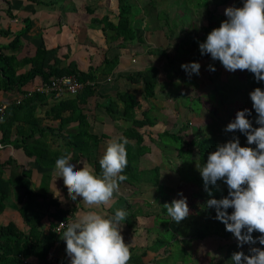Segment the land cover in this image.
Returning <instances> with one entry per match:
<instances>
[{
    "label": "trees",
    "instance_id": "trees-1",
    "mask_svg": "<svg viewBox=\"0 0 264 264\" xmlns=\"http://www.w3.org/2000/svg\"><path fill=\"white\" fill-rule=\"evenodd\" d=\"M128 1L129 0H118V11L117 14L112 18L105 14L102 17H93L91 19L92 22L101 24L102 33L106 37V40L115 42L116 47L122 49L125 48L127 44L134 41H139L141 43L143 41L141 36L142 32H144L146 29L150 30L151 25H142V22L146 17L143 16V12L145 11V14L152 15L153 20L150 22L152 23V26L155 24L154 29H165L164 34L168 41L166 47H150L148 49V53L159 57H166L164 61L170 64L172 59L168 56V51L170 52L171 46L174 47V51L175 48L179 49V46H181L183 42L185 43L184 49L187 50L186 53L192 55V60H198L201 57L211 58L210 55L201 54L199 44L206 41L208 34L213 29H215L216 22L214 19L216 17L221 19L223 15L219 13L217 15L212 13L208 9L210 2L216 7L227 5L229 2H231V7H242L244 2V0H199L196 3H192V6L195 5V7L198 9V13L200 10H204L205 20H202L201 24H199L200 27L198 26V29L202 31V34H199L198 31H192L190 33L191 35L189 36V41L184 33L182 36H177V33L174 31V29L170 28V23L167 20L170 16L169 11L154 6V0H149V3H145L148 0H144V2H142V0H132L133 3ZM136 3L140 4L136 5ZM149 4L151 6L148 8L150 11L141 10V8L146 9L145 7H147V5L149 6ZM141 5L144 7H141ZM171 5L176 6L178 10H181L182 7H185L184 2L181 3V0H173L169 6ZM85 8L87 13L90 14L93 13L95 9L90 5H87ZM161 11L163 12V19L160 21L158 20V14H160L159 12ZM141 14L142 16H140ZM175 15H178L179 17L178 12H175ZM154 20H157V22ZM180 24L182 25L183 23L181 22L179 25ZM29 29L30 23L29 20H26L23 30L15 34L6 48L16 47L19 44L20 36L28 32ZM0 34H8V31L5 29H0ZM172 40L175 41L172 42ZM57 50V47L46 48L43 41L42 46L37 47L35 49V53L32 56L23 57L20 62L17 61L16 56L13 54L8 55L0 51V88L4 91H20L23 93L27 90V88L23 90L24 86L28 85V83L34 80L35 77H40L41 82L44 85L49 83V81L56 76L69 74L75 75L81 81L87 80L90 82L89 84L84 85V88L78 94L71 95L73 97L66 99H63L65 95L60 96V98L54 96L52 93L40 92H34L31 96H23L22 102L19 104H12L9 108H7L3 119L0 120V131L2 133L0 142L2 143V147H4V145L13 144V146L16 148H22L28 157L33 158L32 161L34 164L43 170L41 174L44 176V178L49 176L47 169L52 168L58 158L68 153L72 154V161H76L78 156H86L88 160L90 159L95 173L100 175L102 174V170L99 164L100 159L97 158V148L98 141L104 138L105 135L104 133L90 132L85 115H83L81 113L82 111L77 109V106L75 105V101L77 99H79L81 102H84L85 99L95 94L96 68L90 66L88 71H80L77 68L76 63L73 61H70L68 64L63 66L62 59L57 56ZM118 57L119 52H115L112 57H105L102 68L104 73L113 70V67L117 63ZM25 63H31V67L24 72H18L19 66L21 67ZM218 64H220L219 61H211L210 63V65L215 67V69ZM158 72L159 68L157 65L149 64L144 69H139L135 73L130 71L129 73H126L122 76H124V78L129 80L131 83H140L141 97L144 100H149L157 96L156 89L158 86ZM229 80L230 83L226 87L232 89L231 91L233 92V99L230 103L233 102L234 106L236 105V108L233 111L232 119H235L238 111L249 109L251 110V115L247 118L252 122L253 127H259L260 125L256 124L257 113L252 106L250 93L257 87L264 90V81L257 82L254 74L247 70L238 71L236 74H231L229 76ZM231 86H233V88H231ZM47 95L59 100V103L52 108L60 121L57 129L58 132L56 133L54 132L55 128L41 127L37 122V118H34L33 110L35 109L36 103L39 101L42 102V100L46 101ZM117 96L118 99L122 101V110L120 111L118 108H116L117 106H115L114 103L107 105L106 108L110 109L108 114L113 120L116 117L122 118L123 120L129 122L128 125L122 129L121 136L117 137V139L123 137L127 138L128 140V144L126 146L128 153V164L125 171L122 173L126 175L128 179L121 182L120 184H127L137 188V185L144 182V185L147 184V186H143L145 191L147 188H150V186L157 185L161 179V156H166L165 159L167 162H170L172 158H177L180 160L179 164H177V171H179L181 168L184 171V169L187 168V171L185 172L186 175H182L181 178H185L188 181L198 183L200 185V188L197 190L190 188L189 191L190 218L195 221H189L188 225L190 226L191 223H195L197 226L193 230L191 236H189L190 232H188L185 234V237L190 238L189 240H191L193 237L196 238V240L203 239L209 235H216L220 239H228L233 237L234 234L226 230L225 224L216 219L215 208L207 207V201L209 199H222L228 195L227 185L223 181H218L217 185L215 186L209 185V188L212 192V195L210 196L205 190L204 181L197 169V164L203 166V164L207 162L208 155L216 151L218 145L226 143L230 140H234L237 137L240 140L241 146L255 147V145H248L247 137L239 131L227 132L222 130L220 134L217 133V136L195 135L190 140H188L185 133H182V131L171 132L170 130H164L157 133L156 138H149V140L154 143L155 146L160 149V151L162 149L160 163H157L153 167H146V165L140 167L139 161L141 157H143L146 153L149 154V152H151L150 146L143 143L145 135L149 134L145 131L141 132L140 129L144 128L145 126H154L158 120V117L155 115H150V107L146 110H142V104L135 93L122 91L119 92ZM165 96L166 98H171L170 89L166 92ZM236 97L240 101L236 100ZM187 108L191 111H194V109L190 106H187ZM67 110H69L70 113L67 116H64L63 114ZM137 111L140 113V116H138ZM18 115H22L21 118L24 121L26 120L25 122L29 124V127L27 129L24 127L19 128L16 125L15 133H12L13 125ZM72 119L79 121L78 128L66 132V136L64 137L65 142L60 143L57 148L52 147V145L47 142L49 134L53 133L56 136V134L62 131L63 126ZM186 127L187 124H183L182 130H184ZM13 135L14 138H12ZM163 138L169 139V143H165ZM193 148L197 153L195 158L192 157ZM167 149L169 150L168 154H166ZM13 161V158H9L5 162L0 163V168L2 169L6 165L11 164ZM44 178L43 181H45ZM17 185L22 189V196L19 200L13 202L15 209L18 210L24 221L29 225V231L24 233L23 231L19 230L13 222H9L7 225H0V245L4 244L3 241H5V244H7V247L4 246V248L0 251V264H21L24 257H28L33 253L35 254L34 251L39 247L40 244H43V246L46 247L51 246L50 242L53 243L57 237L54 230L57 222L75 219L71 209L61 207L59 201L56 198H53L50 194L41 193L35 188L31 177V169L27 168L21 171ZM11 190L12 184L10 180L2 178L0 173V213L8 204L7 199L9 196H12ZM135 190L136 189H133V191ZM122 198H124L126 204L130 205L127 198ZM162 202H164V200ZM163 209L166 210L165 207ZM124 210L126 211V207H124ZM141 210L146 216H154V212H156V215L161 214L160 209H155L154 212L149 211L148 209ZM232 211L233 209H228L229 214H231ZM131 213L132 214L128 215L127 219L123 221L125 226L127 225L129 227L134 226L135 224L137 225L135 217L137 213ZM165 213L166 212L162 214ZM44 216H48L49 218L53 219V222H51L47 232L40 231L37 228L40 219H42ZM132 219L134 220V223L132 222ZM158 219H160V217H158ZM163 220L164 222L162 220H159L160 222L154 220V226L157 224H165V231H169L168 223L170 222V219ZM198 220L201 221L199 222V226ZM147 232L149 233L150 229H148ZM176 233L177 232H171L170 234L174 235L176 238ZM252 235L255 238L261 234L254 232ZM3 236L4 238H2ZM140 238L142 237H139V239ZM9 239L10 242L6 243ZM252 247H260L264 249V245H260L259 243L254 245L245 244V247L242 251L248 255L250 254L249 249ZM129 248L132 255L128 264H144L145 261L142 260L143 256H149L148 261H153L155 264H172V262L170 263V261H172L171 258L173 257L170 241H167L161 235L157 236L150 246H145L143 251L137 255L134 253L135 246L129 245ZM183 254H188L185 248H183ZM46 255L47 253L43 255V260H45ZM201 258L202 257H197L195 259V264H199L200 262L198 261L203 260ZM206 260L208 261L207 263L210 264H223L222 261H213L212 257L208 258V256ZM64 262L65 260L58 261V259L55 260L54 263L50 260H46V264H64ZM176 262L177 260L174 261V264ZM231 264H233L232 260Z\"/></svg>",
    "mask_w": 264,
    "mask_h": 264
},
{
    "label": "crops",
    "instance_id": "crops-1",
    "mask_svg": "<svg viewBox=\"0 0 264 264\" xmlns=\"http://www.w3.org/2000/svg\"><path fill=\"white\" fill-rule=\"evenodd\" d=\"M87 5L95 8L93 13H87L85 8ZM117 11L118 0H0V29L8 31V34H0L1 52L8 55L13 54L16 56L17 61L20 62L23 57L32 56L35 53V49L41 47L44 41L46 48L57 47V56L62 59L63 66L70 61H73L76 63L77 68L80 71H88L90 66L96 68L95 94L85 99L84 102L77 99L75 105L77 106V109H80L82 111L81 113L85 115L89 131L104 133L105 135L104 138L98 141V159H101L104 155L109 141L121 136L122 129L129 123L122 118L115 117L113 120L108 114L110 109L106 108L107 105L114 103V105L117 106L116 108L121 111L122 101L118 99L117 95L122 91L135 93L138 99L141 97V84L131 83L122 75L129 73L130 71L135 73L139 69H144L149 64H155L158 56L149 54L147 50L148 47H156L155 41L160 43L157 46L166 47L168 44V41L166 42V39L163 38V30L159 29L156 32L155 29L150 30L151 33L149 34L145 32L146 36L144 38H147L145 41L142 36L143 41L141 43L139 41H134L127 44L125 48H117L115 42L106 40V37L102 33L101 24L94 23L91 20L93 17H102L105 14L112 18L117 14ZM140 16H142V14ZM26 20H29L30 23V29L28 32L20 36L19 44L16 47L6 48L15 34L23 30ZM163 42L166 43L164 44ZM115 52H119L116 65L113 67L112 71L104 73L102 68L105 57H112ZM159 58L160 57L157 59ZM155 65L159 68L156 95L158 96L163 93L166 98L165 93L169 91V88L167 89V85H162V83H160V80L163 79L164 71L162 70L164 69H162L157 62ZM30 67L31 63H25L23 66H19L18 72H24ZM40 83H42L40 77H35L34 80L28 83V85L24 86L23 90L26 88L29 89ZM21 93L22 92L20 91H4L0 88V100L7 101L9 103V108L12 104H15V98L20 96ZM69 97L73 96L66 94L63 99ZM139 100L142 104V110H146L150 107V105L148 106V100H144L142 97ZM150 100L152 103L156 101L155 98H151ZM143 101L147 102L146 109L143 108ZM58 103V99L47 95L46 101L42 100V102H37L35 109L33 110L34 118H37L38 124L41 127L55 128V133L58 132L57 129L60 121L52 108ZM156 104L158 103H155V106ZM159 109L162 115H166L165 112L161 110L164 109L163 107ZM156 111L154 112L155 116L157 115ZM69 113L70 111L67 110L63 115L67 116ZM137 114L140 116L138 111ZM21 117L22 115H18L15 120L12 133H15L16 125L19 128L24 127L27 129L29 127V124L25 122L26 120L24 121ZM157 117L159 116L157 115ZM163 122L164 120L161 122L158 118L154 126H145L140 129L141 132L145 131L149 134L145 135L144 144L150 146L149 138H154L152 128L156 125H162ZM78 126V120H70L63 126L62 131L64 132L61 131L56 134V136L55 134L50 133L47 142H49L52 147L57 148L60 143L65 142L64 137L66 136V132L75 130ZM1 135L2 133L0 131V137ZM12 138H14V135ZM146 155H148V153H146ZM9 158H13L14 161L2 169L0 168V173L2 178L10 180L12 184V196H9L7 199L8 204L0 213V215H2L0 225H7L9 222H13L14 225L24 233L29 231V225L24 221L18 210L15 209L13 202L19 200L22 196V189L17 185V181L23 169H31V177L35 188L41 193H47L53 198H56L61 207L71 209L74 218L78 214H83L89 210L97 211L106 218L113 216L115 214V211L112 210L113 206L118 203V200L120 201L122 197L127 198L135 204H140V201L144 202V199H141L140 194H134L136 191H133V189L137 190L136 187L127 184H120V192L114 194L109 205L89 208L83 203L81 198L72 201L68 197L67 188L64 185L63 178L57 179L54 175L55 164L52 168L47 169L49 176L44 178L41 174L43 170L34 164L32 161L33 158L28 157L22 148H16L13 144L0 147V163L5 162ZM146 159L148 158L141 157V163L149 161V159ZM80 161H86L88 166L93 168L90 159L88 160L86 156H78V159L76 161H71V163L76 164L78 168H82L83 164L79 163ZM43 178L45 181H43ZM129 192H132L131 195L128 194ZM70 220L74 219H69L67 222ZM154 220L153 215H144L141 218L136 219L137 225L135 224L134 226L128 227L127 225L125 226L123 222L120 224L119 227L122 231L125 242L128 243V245L135 246L134 253L136 255L141 253L145 246H150L155 240V234L147 232L151 227H155ZM51 222H53V219L44 216L39 221L37 226L38 230L47 232ZM56 236L57 237L53 243L50 242L51 246L46 247L43 246V244H40L38 247L39 249L37 248L34 251L35 254L33 253L28 257H24L21 264H46V260H50L54 263L57 259L58 261L65 260L64 264H69L70 258L66 253V243L60 239L59 233L56 232ZM139 237L142 238L139 239ZM2 238H4V236ZM3 242L4 244L0 245V251L4 246L7 247L5 241ZM9 242L10 239L6 243ZM46 253L45 260H43V255ZM148 257L149 256L142 257V260L145 261L144 264H155L153 261H148Z\"/></svg>",
    "mask_w": 264,
    "mask_h": 264
},
{
    "label": "clouds",
    "instance_id": "clouds-1",
    "mask_svg": "<svg viewBox=\"0 0 264 264\" xmlns=\"http://www.w3.org/2000/svg\"><path fill=\"white\" fill-rule=\"evenodd\" d=\"M227 19L213 29L206 41L199 44L202 55H210L229 72L249 71L257 82L264 81V0H244L242 7L225 10ZM181 68L191 77L199 75L198 62L182 64ZM210 71L215 67L209 65ZM252 106L257 113L256 124L247 118L251 110L238 111L235 119L225 129L239 131L247 137L248 145L241 146L239 138L217 146L207 162L197 169L204 181L205 190L212 195L209 185L223 181L228 195L222 199H209L208 208H215L216 219L225 224L226 230L234 234L238 246L245 244L264 245V90L257 87L250 93ZM127 138L109 141L99 160L102 174L80 161L82 168L71 163L68 153L55 161L54 175L63 178L68 197L72 201L81 198L89 208L107 206L114 194L120 192V183L128 177L122 174L128 164ZM183 197V193H179ZM167 214L176 223L184 220L190 209L187 198L175 199L165 204ZM228 209H233L229 214ZM128 212L117 209L110 217L89 210L78 214L66 225L61 223L60 239L66 243L69 264H128L131 251L120 229ZM261 235L253 237V233ZM250 254L243 251L232 255L233 264H264V249L252 247Z\"/></svg>",
    "mask_w": 264,
    "mask_h": 264
},
{
    "label": "rangeland",
    "instance_id": "rangeland-1",
    "mask_svg": "<svg viewBox=\"0 0 264 264\" xmlns=\"http://www.w3.org/2000/svg\"><path fill=\"white\" fill-rule=\"evenodd\" d=\"M140 1V0H138ZM173 0H154L153 5L165 9L169 11V18L167 19L170 23V28L174 29V31L177 33L176 35L182 36L184 33L186 35V38L190 41L189 36L192 31H198V33L202 34V31L198 29L199 24H201L202 20H205V13L204 10H200L198 13V9L195 7V5L192 6V3H196L199 0H181V3L184 2V6L181 10H178V8L174 5L169 6L172 3ZM128 2L133 3L132 0H129ZM144 2V0H142ZM145 3H149V0ZM236 3V1H235ZM140 3H136L138 5ZM169 4V5H168ZM141 7H144L141 5ZM149 6L145 7L146 10L150 11L148 8ZM188 7V8H186ZM231 7V2L227 5L216 7L213 3L210 2L208 9L214 13V14H222L223 17L221 19L215 18L214 21L216 22V27L218 28L223 21L227 19L225 15V10L227 8ZM153 8V7H152ZM178 10V11H177ZM175 12H178V15H175ZM159 19H163V12H159ZM181 14V15H180ZM183 14V15H182ZM145 14V11L143 12V16L145 17V20H143L142 25H151L150 30H155V24L152 26V23L150 22L152 19V15ZM155 21V20H154ZM157 22V20L155 21ZM183 23L182 25L179 23ZM158 24V23H157ZM150 30H144L142 32L141 36L143 38L146 36L145 32L147 34L151 33ZM159 30V28H156V32ZM165 30V29H164ZM163 30V34L165 31ZM142 31V30H141ZM183 34V35H184ZM165 35V34H164ZM163 35V38H167ZM147 38H144V41ZM175 40H172L174 42ZM166 42H163L164 44ZM160 43L158 41H155L156 47H159ZM149 45V44H148ZM185 43L183 42L181 46H179V49L171 46L170 52L168 51V56L171 57L172 62L167 63L164 60L166 57H160L159 59L156 58L155 64H157L162 67L163 72V79L160 80V83L167 85V89H170L171 98H165L164 94L158 95L157 97H153L156 99L154 103L151 102L149 99L148 106L150 105L151 113L150 115H154V112L156 110V114L159 116L158 118L161 120H164L163 124L156 125L152 129V134L155 137L157 133L162 132L164 130H170L171 132H178L182 131V133H185L186 138L190 140L193 136H207V135H216L217 133H221L222 130H225L227 125L233 121V111L236 108V105L234 106V103H230L232 101L233 92L231 91L229 87H226L229 83V76L231 74H236V72H229L227 71L223 65L220 63L216 66V70L210 71L209 65L211 63L212 58H199L198 60H192V55L189 53H186L187 50L184 49ZM187 47V46H185ZM150 47L147 48V50ZM191 62H198L201 65L200 68V74L196 75L193 74L191 77L188 76V74L181 68L182 64L191 63ZM168 65V66H167ZM225 87V88H223ZM233 88V86H231ZM166 94V93H165ZM141 98V97H140ZM139 98V99H140ZM237 98V97H236ZM236 100H239L238 98ZM240 101V100H239ZM155 103L156 104L155 106ZM170 103V106H169ZM187 106H190L194 109V111H191L187 108ZM163 112H165L166 115H162L159 108ZM143 108H147V102L143 101ZM140 114V113H139ZM156 115V116H157ZM187 124V127L182 130V125ZM165 140V143H169V139L163 138ZM150 150L151 152L148 155H144L143 157L148 158L149 161H145L141 163V159L139 161V166H155L157 163H160V156L162 153V149L155 146L154 143L150 141ZM162 145V144H161ZM169 153V150L167 149L166 154ZM183 153V152H182ZM184 155V154H183ZM197 156V153L195 149L193 148L192 151V157L195 158ZM162 163L161 164V170H160V181L155 186H150V188H147V190L144 191L143 186L144 182L139 185H137L136 195H141V199H144V202L140 201V204L133 203L129 201L130 205L126 204V201L124 198H122L120 201L118 200V203H116L113 206V211H116L117 209H123L126 207V211L128 212V215H131V212H135L136 219L141 218L144 214L142 213L143 210L148 209L149 211H153L155 209H160L161 214L156 215V212H154L155 220L160 222L161 220L164 222L163 219H170V222L168 223L169 231H165V224L160 225L157 224L154 228H150L149 233L155 234L154 239L161 235L163 236L167 241H170L171 249L173 257L171 258L172 264H174V261L177 260L175 264H195V259L197 257H202V261L199 264H210L207 263L208 258L212 257L213 261H222L223 264H231V258L233 253L240 252L244 249L245 245L241 248L238 246L237 239L233 236L228 239H220L216 235H209L206 236L203 239H198L185 237V234L189 233V236L192 235L193 230L196 228L195 223H191V225H188L189 221H195L192 218H190L189 214L184 220H182L179 223H176L175 221L171 220V217L167 214V210H164L165 204H171V202L175 199H181L183 197L187 198V203L190 208L189 204V191L190 188H193L194 190H197L200 188V185L198 183H194L191 181H188L185 178H181L182 175H186L187 168L183 169L181 168L179 171H177V164H179L180 160L177 158H172L170 162L166 161V156H161ZM146 159V160H148ZM151 161V162H150ZM153 161V162H152ZM172 166V167H170ZM152 175V174H150ZM132 192H129L128 194L131 195ZM179 193H183V197L179 196ZM192 193V192H191ZM190 193V194H191ZM135 196V195H134ZM164 200V202H162ZM121 203V205H120ZM130 206V208H129ZM133 207V208H132ZM132 209V210H131ZM166 209V208H165ZM166 212L165 214H162ZM160 217V219H158ZM151 218V217H150ZM149 218V219H150ZM0 219H2V215H0ZM144 219V218H143ZM198 219V218H195ZM160 220V221H159ZM134 221V220H133ZM198 220V226H199ZM134 223V222H133ZM155 224V221H154ZM176 229V231H175ZM171 232H177L176 238L174 235H171ZM170 237H169V235ZM183 248L187 250V255L183 254ZM190 256V257H189ZM205 259H204V258ZM200 259V260H201Z\"/></svg>",
    "mask_w": 264,
    "mask_h": 264
},
{
    "label": "built area",
    "instance_id": "built-area-1",
    "mask_svg": "<svg viewBox=\"0 0 264 264\" xmlns=\"http://www.w3.org/2000/svg\"><path fill=\"white\" fill-rule=\"evenodd\" d=\"M89 81H81L79 80L75 75L69 74V75H60L52 78L49 83L47 84H36L33 87H30L26 91L20 94L17 98H15V103L19 104L22 102L23 96H31L34 92H40V93H52L56 97H60L63 95H76L78 94L83 88L84 85L89 84ZM9 106V103L4 100H0V120L3 119L4 114ZM0 147H2V144L0 143ZM65 223V225L68 223L65 220L58 221L54 230L55 232L61 231V223Z\"/></svg>",
    "mask_w": 264,
    "mask_h": 264
}]
</instances>
